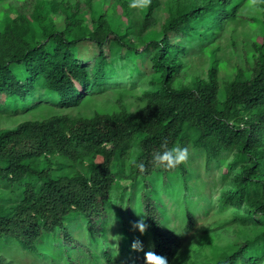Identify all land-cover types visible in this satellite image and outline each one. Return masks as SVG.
Listing matches in <instances>:
<instances>
[{
	"label": "trees",
	"instance_id": "1",
	"mask_svg": "<svg viewBox=\"0 0 264 264\" xmlns=\"http://www.w3.org/2000/svg\"><path fill=\"white\" fill-rule=\"evenodd\" d=\"M232 1L176 4L161 36L145 40L142 47L128 33L115 31L103 14L87 23L81 14L68 11L57 21L47 8L49 0L14 19L11 31L24 47L8 57L0 54L2 107L21 112L43 100L77 106L122 76L117 61L129 54L137 58L140 73L155 74L156 85L143 92L135 111L120 100L109 111L76 118L63 112L0 130V246L45 264H118L127 248L133 256L124 264H146L148 251L168 264L196 220L187 210L184 231L167 224L164 189L155 182L163 177L181 180L187 165L154 167L152 155L163 151L162 145L200 151L207 167L234 151L241 172L223 204L233 194L242 199L254 192L251 216L259 214L264 222V36L232 79L221 84L216 61L208 78H181L185 63L180 54L194 40L203 43L218 32L242 2ZM145 16L136 23L138 34L148 28L151 15ZM83 42L93 50L81 56ZM137 199L149 225L144 234L132 230L135 219L129 214L135 212ZM110 218L122 239L117 248L107 243L110 229L116 228L108 226ZM77 229L106 247L93 251L75 236ZM258 235L239 240L236 250L221 253L210 264H264V234ZM135 240L142 251L132 249ZM82 249L86 252L79 255ZM0 264L15 262L0 251Z\"/></svg>",
	"mask_w": 264,
	"mask_h": 264
},
{
	"label": "rangeland",
	"instance_id": "2",
	"mask_svg": "<svg viewBox=\"0 0 264 264\" xmlns=\"http://www.w3.org/2000/svg\"><path fill=\"white\" fill-rule=\"evenodd\" d=\"M41 1L43 0H0V54L4 57L24 47L23 39L14 36L11 31L14 19L23 13L32 14ZM49 1L47 8L53 9L57 21H62L68 11L81 14L87 23L93 16L103 14L115 31L121 34L128 33L127 37L141 47L145 40L161 36L169 12L176 4L194 2L201 6L206 3V0H151L149 8L138 10L129 8L130 0ZM236 1L241 0L232 2ZM146 13L151 15L146 20L148 28L138 34L136 23L146 19ZM34 24L37 26L35 20ZM263 36V4L254 6L249 0H242L236 13L223 22L222 27L211 39L203 43L194 40L193 44L180 54L185 63L183 67L185 73L181 71V78L186 82L194 80L197 76L208 78L209 69L216 61L221 84L224 80L232 79L236 70L244 67L247 60L252 59L254 44L260 42ZM92 50L93 47L86 42L80 44L81 56ZM137 62L133 54L118 60L117 69L121 70L123 75L107 81V89L91 95L77 106L65 108L46 100L21 112L12 110V107L6 104L4 107L0 106V130L15 127L26 119L46 118L63 112L76 118L91 115L96 111H109L119 104L120 100L129 110L135 111L141 106L140 96L143 92L156 85L155 74L151 71L140 73ZM135 149L136 147L133 151ZM189 152L190 158L181 180L163 177L155 182L158 189H164L161 196L167 224L171 228L176 232L184 231L187 210L192 212L196 220L194 230L168 264H210L215 262L221 253L236 250L239 240L264 234V222L258 220L259 214L252 217L250 212L251 202L256 195L254 192L250 196L245 194L242 199L233 194L227 205L223 204V199L228 197L229 189L234 188L241 172V162H234L235 152L225 153L222 161L214 163L211 167L205 165L203 153L193 149ZM139 193L140 190L137 195ZM129 215L133 216L135 222L140 219L145 221L146 217L138 199L135 212ZM113 225L116 228L110 229L107 243L116 245L122 242V239L118 238L117 225L110 218L108 226L112 228ZM77 234L75 236L77 238L79 236L80 241L93 251L100 252L103 246L106 247L103 241L99 246L94 244L91 236L82 230L77 229ZM115 247L117 248V245ZM0 251L7 258H12L15 264H45L33 255H25L20 251L13 252L6 244L0 246ZM84 252L86 250L82 249L79 255ZM132 252L127 248L120 257L122 263L118 264H124L125 260L131 258ZM84 264L90 262L86 261Z\"/></svg>",
	"mask_w": 264,
	"mask_h": 264
},
{
	"label": "clouds",
	"instance_id": "3",
	"mask_svg": "<svg viewBox=\"0 0 264 264\" xmlns=\"http://www.w3.org/2000/svg\"><path fill=\"white\" fill-rule=\"evenodd\" d=\"M249 3L258 6L264 4V0H249ZM151 6V0H130L129 8L144 10ZM163 151H155L152 155L151 163L156 168H164L166 170H173L178 168L182 164H186L190 158L189 148L187 146L181 147L180 145H174L171 148L162 145ZM138 167L143 171L145 166L143 163L139 164ZM137 215H140L137 213ZM134 230H138L141 234H144L149 225L140 219L133 223ZM135 251H142V244L139 240L133 241L131 245ZM146 264H167L166 258L158 256L153 251L145 253Z\"/></svg>",
	"mask_w": 264,
	"mask_h": 264
}]
</instances>
